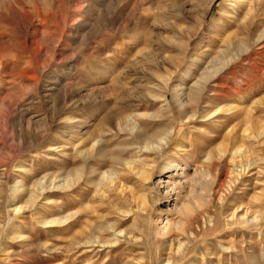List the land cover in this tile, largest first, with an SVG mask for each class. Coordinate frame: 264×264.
<instances>
[{"label": "rangeland", "instance_id": "obj_1", "mask_svg": "<svg viewBox=\"0 0 264 264\" xmlns=\"http://www.w3.org/2000/svg\"><path fill=\"white\" fill-rule=\"evenodd\" d=\"M258 36L264 0H0V264H264Z\"/></svg>", "mask_w": 264, "mask_h": 264}, {"label": "bare ground", "instance_id": "obj_2", "mask_svg": "<svg viewBox=\"0 0 264 264\" xmlns=\"http://www.w3.org/2000/svg\"><path fill=\"white\" fill-rule=\"evenodd\" d=\"M255 1H257V3L258 2H262V0H255ZM251 2V1H250ZM249 3V2H248ZM248 5H250V4H248ZM264 38L262 37V36H258L257 37V39L255 40V43L257 44V45H260L261 43H262V40H263ZM202 83V84H201ZM205 85H206V83L205 82H195L194 83V85H193V87H191L190 89H189V94L191 95V96H193V97H197L198 99H200V96H201V92H202V90L204 89V87H205ZM172 87V86H171ZM62 91H64V89H60L59 90V92L61 93ZM179 90L178 89H174V90H172V97H173V100L176 102V103H179V100L180 99H182V94H181V92H178ZM161 97H163V95H161ZM168 97V96H167ZM165 99H166V95H165ZM169 105V104H168ZM169 107V106H168ZM238 108L236 107V106H232V107H228V108H225L223 111H235V110H237ZM196 113V112H195ZM195 113H192L191 114V116H187V118H190V117H194V115H195ZM143 116L145 115V114H142ZM134 117H129V119H128V122L130 123V124H132V126H134V125H136V123H135V121H134ZM232 131H233V129L231 128V129H229L228 130V132H227V134H231L232 133ZM175 134H180L179 133V129L177 128V127H171V129L170 130H168L167 132H165V135L163 136V137H161V138H159L157 141H156V143H155V146H151V147H148L147 148V146H146V148H147V150L148 151H150V152H155V151H165L166 150V148L167 147H169L170 146V144H171V141H172V139H173V137L175 136ZM245 136H247V134L245 135ZM248 137L249 138H252L251 136H249L248 135ZM100 142V140L98 139V140H95L94 141V143L93 144H98ZM239 149H240V147L238 148V150L236 151H233V155L235 156V154L236 153H238L239 152ZM162 153V152H161ZM173 161H168V163L164 166V169L165 170H167V172H161L159 175H155L154 176V179L156 180H154L155 181V183H154V185H153V191L155 192L154 193V195H158V194H160V193H163V194H165L166 196H167V198H170L171 196H172V193H171V191H173L174 190V188L173 187H175V186H173L172 185V183H174V180H173V176L171 175V174H169L168 175V178L167 177H165L164 175H165V173H168L169 171L168 170H170V169H173L172 168V163ZM234 165V164H233ZM129 166V165H128ZM174 171H175V173H174V175L176 174L177 175V173H179L180 172V176H182L183 177V179H185V182L186 181H190V180H193V179H191V178H196L195 176L193 177H190L189 178V175L187 174L186 175V173H185V168H181L180 170L178 169V167H175L174 168ZM245 171H246V168H244V169H239V170H233V171H231V173H234L233 174V178L234 177H237V176H239V175H242V174H244L245 173ZM76 174H78V173H76ZM110 174V173H109ZM109 174H105V173H102V175H101V177L105 180H108V181H110V183L112 182L113 183V176H111V175H109ZM153 174V173H152ZM178 175V176H179ZM196 175V174H195ZM171 177H172V179H171ZM148 177H146V179H147ZM166 178V179H165ZM232 178V179H233ZM197 179V178H196ZM195 179V180H196ZM70 182V179H67V182H66V186L68 187L69 186V183ZM178 182V181H177ZM181 183V182H180ZM179 183V184H180ZM172 186V187H171ZM161 187H163V189L165 190V192H163V190L161 189ZM169 187H171L170 189H168ZM176 188V187H175ZM221 191H219L218 190V196H219V198L218 199H221ZM16 196V195H15ZM36 197V196H35ZM177 198V197H176ZM176 198H175V203L173 204L174 206V208H176V206H177V203H176ZM30 199H34L32 196L30 197ZM14 210L13 211H19V209L20 208H17V207H15V208H13ZM72 215H74V213H72V214H67L66 216H64V217H61L60 219H52V220H50V221H48L47 223H64V222H66V221H68V219H70L71 217H72ZM260 216V215H259ZM259 216L256 214V212H253V213H248V212H243L242 214H240L239 215V212H238V210L237 209H235L233 212H232V214H231V218L230 219H234L235 221H238L240 224H248V225H252V224H254V225H256V227H260L261 226V220H262V218H259ZM260 221V222H259ZM205 222H208V223H211V220L209 219V217H208V219L207 220H204V223ZM169 225V224H168ZM168 225L167 226H165V227H168ZM123 233H121V231H118V232H114L113 234H112V236L114 237V241H117L118 240V238H119V236H121ZM21 237V236H20ZM100 242L98 241V240H96V241H88L87 242V244L89 245V246H95L96 244H99ZM179 250V249H178ZM174 256H177V251L174 253ZM172 261V257H168L167 258V260L165 261L166 263H170Z\"/></svg>", "mask_w": 264, "mask_h": 264}]
</instances>
